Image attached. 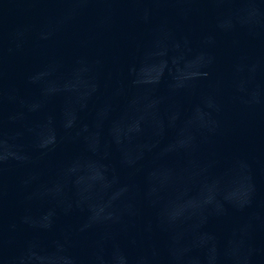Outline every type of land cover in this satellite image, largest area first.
Listing matches in <instances>:
<instances>
[{
  "label": "water",
  "instance_id": "obj_1",
  "mask_svg": "<svg viewBox=\"0 0 264 264\" xmlns=\"http://www.w3.org/2000/svg\"><path fill=\"white\" fill-rule=\"evenodd\" d=\"M0 264H264V0H0Z\"/></svg>",
  "mask_w": 264,
  "mask_h": 264
}]
</instances>
